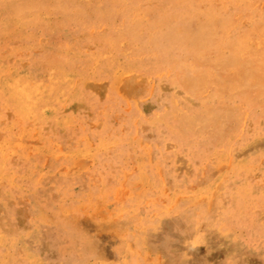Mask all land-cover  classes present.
I'll list each match as a JSON object with an SVG mask.
<instances>
[{"label": "rangeland", "instance_id": "1", "mask_svg": "<svg viewBox=\"0 0 264 264\" xmlns=\"http://www.w3.org/2000/svg\"><path fill=\"white\" fill-rule=\"evenodd\" d=\"M240 26L249 29L250 18ZM89 31L96 37V28ZM62 40L87 51L101 46L84 34L65 33ZM35 41L48 42L39 31ZM10 51L1 52L9 67H30L20 44ZM89 82L98 102L80 104L82 117L70 123L73 138H56L36 123L14 131L13 169L24 182L0 200V264H264V111L247 116L243 136L235 129L223 150L213 147L214 130L188 138L163 126L161 139L162 129L150 127L162 102L169 110V98L196 101L165 73L128 70ZM220 135L224 144L228 137ZM179 143L190 152L208 150L195 158ZM237 179L255 185L233 190ZM243 195L256 203L233 205ZM224 214L230 223L217 220Z\"/></svg>", "mask_w": 264, "mask_h": 264}, {"label": "bare ground", "instance_id": "2", "mask_svg": "<svg viewBox=\"0 0 264 264\" xmlns=\"http://www.w3.org/2000/svg\"><path fill=\"white\" fill-rule=\"evenodd\" d=\"M262 2L0 0V200L24 182L23 175L13 169L17 165L12 158L13 145L19 140L14 131L36 123L48 126L56 138H73L76 131L70 123L82 117L76 115L80 104L98 102L90 93V78L115 79L128 70L152 76L165 73L175 89L191 94L196 101L191 106L183 99L169 98V110L164 111L162 102L150 127L162 129L161 139L163 126L169 135L188 138L193 134L198 137L203 129L214 130L210 136L215 141L213 147H231L234 130L240 129L243 136L247 116L254 119L257 109L264 111ZM243 17L251 20L247 30L240 26ZM93 27L98 30L96 37L89 34ZM38 31L47 37V43H36ZM69 32L99 40L101 46L87 51L82 45L65 42L62 36ZM19 44L30 58V67L22 71L9 67L1 55L4 49L14 52ZM34 48L42 53L30 55ZM63 101L70 104L67 116L61 113ZM221 133L228 137L224 144L219 142ZM201 146L202 150L190 152L187 145L179 143L183 152L195 158L208 150ZM254 185L237 179L233 190ZM254 203L245 195L233 200V205ZM241 216L249 218L247 213ZM220 219L230 223L225 214Z\"/></svg>", "mask_w": 264, "mask_h": 264}]
</instances>
